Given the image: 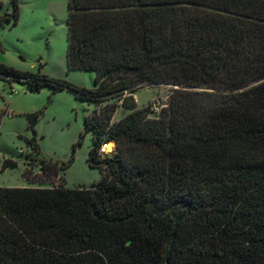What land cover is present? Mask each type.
<instances>
[{
	"label": "trees",
	"instance_id": "trees-1",
	"mask_svg": "<svg viewBox=\"0 0 264 264\" xmlns=\"http://www.w3.org/2000/svg\"><path fill=\"white\" fill-rule=\"evenodd\" d=\"M65 23L66 69L93 88L2 63L0 81L93 106L99 180L64 187L73 157L38 160L41 112L26 114L31 160L59 183L0 187V264H264V0H67ZM144 85L171 88L157 117L136 106Z\"/></svg>",
	"mask_w": 264,
	"mask_h": 264
},
{
	"label": "rangeland",
	"instance_id": "rangeland-1",
	"mask_svg": "<svg viewBox=\"0 0 264 264\" xmlns=\"http://www.w3.org/2000/svg\"><path fill=\"white\" fill-rule=\"evenodd\" d=\"M10 11V0H0V14ZM18 11L14 27L9 24L0 27V63L18 71L39 72L64 80L78 88H93V73L66 69L67 0H18ZM10 87L11 94L9 87L0 81V111H6L0 121V166L4 158L14 161L16 167L0 171V187L20 188L31 184L45 187L51 186L50 182L53 186L59 183L60 175L48 178L47 171L40 173L25 144V140L31 138L25 115L39 111L41 114L35 125L37 159L61 163L72 156L73 162L64 172V187H89L96 183L100 174L86 165L91 137L83 128V120L93 106L77 100L67 91L52 95L47 88L29 93L20 84L13 83ZM170 89L165 85H144L132 96L138 108L149 105L150 117H157L167 102ZM125 114L126 111L118 107L113 120Z\"/></svg>",
	"mask_w": 264,
	"mask_h": 264
},
{
	"label": "built area",
	"instance_id": "built-area-1",
	"mask_svg": "<svg viewBox=\"0 0 264 264\" xmlns=\"http://www.w3.org/2000/svg\"><path fill=\"white\" fill-rule=\"evenodd\" d=\"M113 147L114 146L111 142L102 143L98 149V156L102 157L103 155L110 153L113 150Z\"/></svg>",
	"mask_w": 264,
	"mask_h": 264
},
{
	"label": "crops",
	"instance_id": "crops-1",
	"mask_svg": "<svg viewBox=\"0 0 264 264\" xmlns=\"http://www.w3.org/2000/svg\"><path fill=\"white\" fill-rule=\"evenodd\" d=\"M2 160H4V158L2 159ZM6 160V159H5ZM16 164V163H15ZM2 172V171H1ZM27 181V180H26ZM28 182V181H27ZM28 184H31L30 182H28ZM28 187H33V185L31 184V185H29ZM20 188H24V186H22V187H20Z\"/></svg>",
	"mask_w": 264,
	"mask_h": 264
}]
</instances>
